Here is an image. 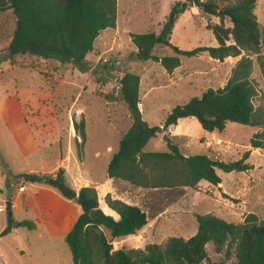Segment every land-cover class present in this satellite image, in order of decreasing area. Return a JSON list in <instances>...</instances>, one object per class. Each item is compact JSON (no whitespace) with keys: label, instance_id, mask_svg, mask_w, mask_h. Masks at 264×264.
<instances>
[{"label":"trees","instance_id":"trees-1","mask_svg":"<svg viewBox=\"0 0 264 264\" xmlns=\"http://www.w3.org/2000/svg\"><path fill=\"white\" fill-rule=\"evenodd\" d=\"M202 1V2H201ZM199 14L194 22L202 30V19L219 18L220 23L205 25L213 33L218 47H199L183 51L172 44L177 23L189 9L187 2H176L160 32L131 34L133 44L144 50L154 48L170 51L173 56L155 57L172 74L181 67V59L208 54L224 61L238 58L227 85L218 90L209 89L201 98L175 107L162 126L138 127L134 123L120 142L119 151L108 165V177L128 182L143 189H199L202 183L222 184L218 174L244 173L252 169L247 164L250 152L236 162L215 160L207 155L184 157L179 148L169 145L168 152L145 153L148 143L183 119H196L207 133H223L229 123L264 130V110L254 104L258 96L252 80L253 60L257 61L264 78V56L261 55L264 32L256 15L257 0H201ZM11 12L16 27L2 62L16 57H37L43 61L73 64L83 73L89 72L87 57L94 52L101 33L115 30L118 20V0H0V15ZM230 26L226 25V22ZM233 41V44L227 45ZM139 59H142L136 54ZM140 77L122 72L120 92L103 96L108 103L123 102L136 115L140 104ZM80 131L79 156L87 142L84 121L75 125ZM253 149H264V132L256 134ZM66 170L42 177V184L55 190L65 200L76 202L82 208L73 229L66 236L74 264H203L209 259L208 245H213L220 261L211 264H264V220L255 214L246 216L243 223H231L214 214L197 215L198 231L186 240L171 237L164 245L150 244L145 249L122 248L114 251L117 240L138 236L149 224L148 214L141 208L121 200L106 197L108 207L120 217L107 216L99 204L94 187L75 190L67 183ZM29 180V176H18ZM14 227L29 231L36 229L32 221L16 222L10 217L5 237Z\"/></svg>","mask_w":264,"mask_h":264},{"label":"rangeland","instance_id":"rangeland-1","mask_svg":"<svg viewBox=\"0 0 264 264\" xmlns=\"http://www.w3.org/2000/svg\"><path fill=\"white\" fill-rule=\"evenodd\" d=\"M118 1L119 41L125 46L121 55L124 60L128 61L135 45L132 42L131 34L129 36L127 33L131 31L134 34H142L152 29L158 32L159 25L170 14L171 6L179 0ZM186 1L194 14L201 13V7L195 4L196 1L201 0ZM256 15L261 30L264 32V0H257ZM190 17L191 15L188 13L183 14L177 26L176 35L178 38H180L184 27L191 26L189 24ZM206 18L207 20L202 19L203 28L199 32V38L186 40L180 38L181 45L185 49L192 50L204 46L216 48L218 46L213 33L206 30L204 26L219 24L220 19ZM226 25L230 26V23L227 21ZM15 27L16 20L11 12L0 15V235L8 227L10 217L14 220L19 217H27L26 212L22 210L18 213L9 210L7 203L11 202L7 201L20 199L17 195L22 186H26L29 190L32 189L34 183L31 181V176L34 174L28 175L31 169L42 173V176L37 175L42 178L56 169L58 164H61L58 170L64 168L68 171L67 183L71 187L80 185L79 182L88 183L92 187L101 186L109 178L108 165L119 151L123 136L135 123L126 104L123 102L108 103L103 98V96L119 94L121 72L125 67L123 63L116 66L113 60L105 63L104 59L110 55L107 54L102 61L96 64V68L92 72L83 73L73 64L43 61L31 56L16 57L13 61L2 62V57L6 54ZM109 33L112 31L105 33V36H107L108 42H112L113 34ZM230 44H233L232 40L227 43V45ZM261 55L264 56V43ZM243 56L244 54L238 58L227 60L228 79L232 76L237 61L241 60ZM134 57L137 56L134 55ZM250 58L253 60L252 80L258 91L254 104L257 109L264 110V78L257 56ZM141 61L143 60L141 59ZM112 63L114 65L111 66ZM193 64L201 69L208 67L204 59L186 60V66ZM209 88L213 87L208 81L197 79L194 88L184 90L183 87H178L175 92L169 90L165 94H161L162 96L156 101L158 107L152 114L146 112L145 120H143L150 127L162 126L167 115L175 108L176 103L179 104L177 106H180L193 98H201ZM14 96L20 101L29 140L31 143L35 142V149L30 147V143L28 144V141L24 139L25 134L19 131L16 120H11L7 116L9 113L7 109L12 108L11 105L8 108L10 99ZM14 113L13 110V116ZM82 121L86 126L87 142L80 159L78 144L81 141L77 139L76 133L79 138L81 137L80 131L76 132L74 123L79 125ZM253 128L229 123L224 134L207 140L197 136L200 131L196 126H190L189 131L192 136H195L196 143L194 149L187 153L190 156H209V151L203 144L211 141L213 144L216 142L220 149L224 150L219 152L221 156H226L230 162L235 161L238 155L236 151L239 148L238 145H249V137L253 139L251 137L255 132ZM167 138L169 137L167 136ZM165 143L157 141L158 150L152 149L153 145L151 144L146 151L162 152ZM223 145L226 146L223 147ZM108 148L111 150L109 151ZM68 152H71L70 155ZM241 153L245 154L244 151ZM42 166H45V170H41ZM81 171L84 174V180L77 182ZM18 175L29 176L30 179H18ZM219 175L223 176L229 186L235 181V173L219 172ZM206 186L202 185L201 187L200 185L197 190L189 188L156 189V192L142 193V198H136V195H131L132 193L129 192L127 197L130 199L128 201L133 200L139 204L149 214L150 221L154 220V223L150 228L146 227L144 233H140L136 238L114 243V251H117L121 246L128 249H145L150 244L164 245L171 237L188 239L191 237V232L188 229L198 231L197 215L225 213L223 212L225 206L234 202V199L230 197L229 189H226V192H218L207 189ZM112 198L114 199L116 196L113 195ZM23 200V197L19 200L21 204H23ZM101 205L109 214L105 213L107 216L119 220L118 214L107 206L105 200ZM246 216L247 214H245V218ZM29 234L25 228L14 227L11 234L0 237V264H74L70 249L64 240L60 238L40 239L38 233L33 236H29ZM207 250L209 259L203 264L220 261L221 257L215 253L213 245H208Z\"/></svg>","mask_w":264,"mask_h":264},{"label":"crops","instance_id":"crops-1","mask_svg":"<svg viewBox=\"0 0 264 264\" xmlns=\"http://www.w3.org/2000/svg\"><path fill=\"white\" fill-rule=\"evenodd\" d=\"M177 2H187V1L179 0ZM186 13L191 15L189 22L191 26L189 27L188 25V27H184L182 29L183 31L181 33L180 38L183 40L190 38H199L200 37L199 32L201 30H199L195 25L194 22L195 14L192 12V9H189ZM179 22L177 23L173 33L172 44L178 47L180 50L191 51L185 49L181 45L182 43L180 42V38H178V36L176 35L177 26ZM163 23L159 25L160 28L158 32L155 31V29L154 30L152 29L149 32H155L158 34L160 32ZM109 31H112V33L109 34H113L112 42H108L107 36H105V33ZM146 33L148 32L142 34H146ZM127 34H129L130 36V34H134V33L129 31ZM119 35H120V23H119V1H118L117 28L115 30L108 29L103 31L100 37L97 39L95 43L94 52L87 57V61L89 62V72H92V70L96 68V64L102 61L105 55L110 54L107 59H104L105 63L109 62V60H113L115 66L123 63V66H125L123 68L124 69L123 72H130L138 75L141 79L139 112L142 114L143 119L145 118L144 116L146 112H148L149 114H152L154 112V110L158 107V104L156 103L158 98L162 96L161 94H165V92L169 90H174L175 92L177 91L178 87H183L184 90H188L189 88H194L197 79H203L204 81H208L210 85L213 87L209 89L218 90L224 88L229 81L228 79L229 68L227 64V60L229 58L225 59L224 61H220V60L212 59L208 54H204L194 58L184 57L181 59V67L177 68L172 74H169L163 68L161 63L154 61L153 58L163 57V56H173L172 52L153 48L151 52V57H152L151 60L145 62V61H141L139 57H134V55L138 54V48L135 46L133 53L131 54L128 61H126L122 58L121 55V52L125 49V46L122 45V43H120ZM198 58L204 59V61L207 62L208 67L205 69H201L196 64H193L192 66H186L187 59H198ZM113 63L110 65L111 66L114 65ZM121 77H122V72H121ZM229 78H231V76ZM174 96L176 97V95ZM184 104L185 103L180 105H184ZM10 105L12 106V108L7 109L9 111V113H7L8 118L11 120L13 119L16 120L17 122L16 126H18L19 131L25 134L24 139L28 141V144L30 143V147L35 149L36 147L35 142L33 141L31 143V141L29 140L28 128L25 122V115L23 114L20 101L14 96L13 98L10 99L8 108ZM177 105L179 104L176 103V106L174 107H177ZM13 110L15 112L14 113L15 117L13 116ZM75 125L76 123H74V127L76 129ZM199 125L200 123L196 119L180 120L178 126L172 127L164 134L160 135L155 139H152L146 146L144 152L158 153L159 151H146V149L152 144L153 145L151 146L152 149L158 150L159 147L157 141H160L161 143L166 142L164 145L165 147H163L164 151L162 152H168L169 145H172L178 147L181 154L184 157H191L190 155H188L189 153L187 152L191 149H194L196 140H195V136H192V133H190L189 131L190 126L197 127V130L200 131L199 134H197V136L202 139L205 138L209 140L212 139L213 137H217L218 135L224 134V132L207 133L202 129V127H200L201 125L200 126ZM253 129H255V132L251 137H254L258 133L264 132L263 129H259V128H253ZM76 136L77 139L81 141V138H79L78 133H76ZM167 136L169 138H167ZM251 141L252 139H250L249 137V141H248L250 142L249 145H241V146L238 145L239 150L238 149L236 150L238 154L237 159L235 158V161H231V162H236L241 160L244 156L241 153V151H244V153L250 152V157L246 162L252 167L250 171L244 173H235V177H234L235 181L230 186L226 184L223 176H220L222 178V184L219 185L220 188L212 186L207 183L201 184V187L202 185H207L206 186L207 189L217 190L218 192L221 191L226 192L227 191L226 189H229L230 197L234 199V202L233 203L231 202L228 206L225 204L226 205L225 211H223L225 213L223 214L213 213V214L231 223H243L245 214L247 215L255 214L260 219L264 220V149H260V148L253 149L251 147ZM207 143L208 144L210 143V145H208ZM207 143L205 144L201 143V144H203L205 148L209 151L210 158L220 161L227 160L228 162H230L229 158H226V156H224L223 154H222L223 156L219 154V152H223L224 150L220 149V147L216 144V142L213 144L211 143V141H207ZM225 146L226 145H223V147ZM108 150L110 151L111 148H108ZM70 153L71 152H68V155H70ZM59 166H61V164H58V167ZM58 167L53 171L44 174L55 175L56 171L58 170ZM41 170H45V166H42ZM219 172L221 171H218V174ZM66 173H67L66 174V178H67V175H69L67 170ZM29 174H34L39 176L43 175L39 171L33 169H31L28 172V175ZM79 180L80 181L84 180V174L82 173V171L78 176L77 182ZM79 184L80 185L73 186V188L77 191H80L82 188H85L87 186L92 187L88 183L83 184L79 182ZM94 188H96L98 191L100 208L107 215L109 214L101 205L103 200H105L106 202L107 195H111V196L115 195L118 200H121L130 205L137 206L141 208L143 211H145L139 204H136L133 200H131L130 202L128 201L130 199V198L128 199L127 197L128 193L130 192L132 193L131 195L134 194L136 195V198H140L142 196V193H146L147 191L149 192L157 191L152 189H143L134 186L128 182L121 181L118 179H110V178H108V180H106L103 185L95 186ZM17 196L20 197V199L23 197L24 199L23 204L20 203L19 201L20 199H16L15 201H7V202H11L10 203L11 207L9 208V210H11L14 213H18L21 210L26 212L27 217L15 218L17 222L32 221L36 224L35 230L33 231L28 230L30 233L29 236H33L35 233H38V238L40 239L49 238V240H53L56 238H60L65 241L66 236L73 229L78 218L82 214V210H81L82 208L78 205V203L65 200L55 190L43 185L42 183H38V182L34 183L31 190L27 189L26 187V191L22 193L19 192ZM152 223H154V220L150 221V217H149V224L147 227L150 228L151 225H153ZM145 229L140 233H144ZM194 230L195 229L192 230L188 229V231L191 232V237H189L188 239L192 238L197 234V231ZM136 237L137 236L129 237V238H136ZM127 239L117 240L115 243H119V241L120 242L126 241ZM122 248H124V246H121V248L119 249Z\"/></svg>","mask_w":264,"mask_h":264},{"label":"water","instance_id":"water-1","mask_svg":"<svg viewBox=\"0 0 264 264\" xmlns=\"http://www.w3.org/2000/svg\"><path fill=\"white\" fill-rule=\"evenodd\" d=\"M196 6H200V2L196 1ZM154 48V45L150 46L149 48L147 49H144V50H141L139 49L138 50V53L140 55V57L142 58L143 61L145 62H148L149 60H151V52ZM134 121H135V124L136 126L138 127H145L147 124L146 122L143 120V116L140 112H138L136 115H134ZM31 181L34 182V183H41L42 182V178H40L39 176L37 175H33L31 176ZM11 207V204L9 203L8 204V209Z\"/></svg>","mask_w":264,"mask_h":264},{"label":"built area","instance_id":"built-area-1","mask_svg":"<svg viewBox=\"0 0 264 264\" xmlns=\"http://www.w3.org/2000/svg\"><path fill=\"white\" fill-rule=\"evenodd\" d=\"M208 145H210V143ZM25 191H26V186H22L21 189H20V192L22 193V192H25Z\"/></svg>","mask_w":264,"mask_h":264}]
</instances>
